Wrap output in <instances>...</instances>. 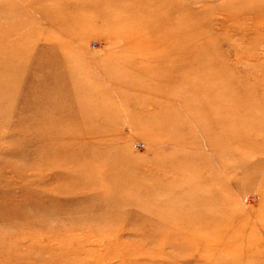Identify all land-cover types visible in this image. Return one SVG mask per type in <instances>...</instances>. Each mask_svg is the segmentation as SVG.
Here are the masks:
<instances>
[{"label": "rangeland", "instance_id": "374dc122", "mask_svg": "<svg viewBox=\"0 0 264 264\" xmlns=\"http://www.w3.org/2000/svg\"><path fill=\"white\" fill-rule=\"evenodd\" d=\"M0 264H264V0H0Z\"/></svg>", "mask_w": 264, "mask_h": 264}]
</instances>
